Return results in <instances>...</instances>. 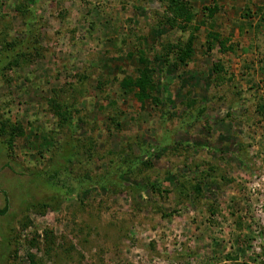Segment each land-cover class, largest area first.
<instances>
[{
	"label": "rangeland",
	"instance_id": "374dc122",
	"mask_svg": "<svg viewBox=\"0 0 264 264\" xmlns=\"http://www.w3.org/2000/svg\"><path fill=\"white\" fill-rule=\"evenodd\" d=\"M172 3L0 0V264H264V0Z\"/></svg>",
	"mask_w": 264,
	"mask_h": 264
},
{
	"label": "trees",
	"instance_id": "16d2710c",
	"mask_svg": "<svg viewBox=\"0 0 264 264\" xmlns=\"http://www.w3.org/2000/svg\"><path fill=\"white\" fill-rule=\"evenodd\" d=\"M172 1H173L172 6H174V10L176 12L177 11H179V12L183 11V13H185L187 22H190L191 19H192V15L189 12L186 11V9H187L186 8L187 7L186 1L187 0H172ZM218 6L219 5H217V3L214 1V5H212L211 7H209L207 9L208 10V12H207L208 15L207 16L208 17L212 16V14L218 9ZM218 36H219V33L215 32L213 30H211L208 33V41H207L208 42V49L212 48V46H213L214 42H216ZM225 44H226V40L222 39L220 41V46H221L220 48L225 49L226 48ZM191 53H192V41L190 40V41L187 42L186 46L181 49V52H180L178 58H179V60L184 61V60H186V58L188 56L191 55ZM140 57L142 59L144 58L143 53L141 54ZM148 83H149V80H148V78H147V76L145 74L140 75L135 80H132L130 78H124L122 80V85H124V86H129V85L130 86H137L141 90H145L147 88V86H149ZM49 177L53 178V175H50ZM8 208H9V199L7 197L6 198V204H5L4 208L0 209V214H5L7 212V210H8Z\"/></svg>",
	"mask_w": 264,
	"mask_h": 264
}]
</instances>
